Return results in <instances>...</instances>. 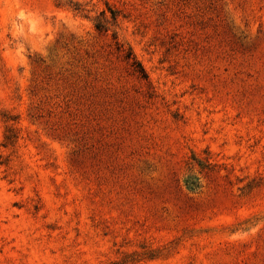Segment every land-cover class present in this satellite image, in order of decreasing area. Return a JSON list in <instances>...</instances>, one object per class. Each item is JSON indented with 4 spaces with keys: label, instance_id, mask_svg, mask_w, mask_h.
I'll return each mask as SVG.
<instances>
[{
    "label": "rangeland",
    "instance_id": "rangeland-1",
    "mask_svg": "<svg viewBox=\"0 0 264 264\" xmlns=\"http://www.w3.org/2000/svg\"><path fill=\"white\" fill-rule=\"evenodd\" d=\"M0 264H264V0H0Z\"/></svg>",
    "mask_w": 264,
    "mask_h": 264
},
{
    "label": "trees",
    "instance_id": "trees-1",
    "mask_svg": "<svg viewBox=\"0 0 264 264\" xmlns=\"http://www.w3.org/2000/svg\"><path fill=\"white\" fill-rule=\"evenodd\" d=\"M97 28H98V29H103V28H105V25L103 24V22H99V23L97 24Z\"/></svg>",
    "mask_w": 264,
    "mask_h": 264
}]
</instances>
